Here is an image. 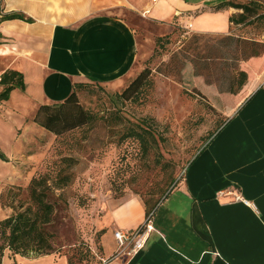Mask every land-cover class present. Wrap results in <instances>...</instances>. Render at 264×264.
<instances>
[{"label": "crops", "instance_id": "0c3cea01", "mask_svg": "<svg viewBox=\"0 0 264 264\" xmlns=\"http://www.w3.org/2000/svg\"><path fill=\"white\" fill-rule=\"evenodd\" d=\"M222 1L0 0V19L23 15L0 20V73L15 70L24 79L23 90L0 101V113L19 118L24 138L43 147L54 134L34 120L41 106L63 101L75 83L122 87L132 77L139 43L128 14L170 32L225 34L235 12L215 10ZM145 217L136 199L115 208L112 242L102 244L100 264H264V79L158 205L144 248L116 256L114 230H134ZM1 263L69 264L62 255L8 250Z\"/></svg>", "mask_w": 264, "mask_h": 264}, {"label": "rangeland", "instance_id": "374dc122", "mask_svg": "<svg viewBox=\"0 0 264 264\" xmlns=\"http://www.w3.org/2000/svg\"><path fill=\"white\" fill-rule=\"evenodd\" d=\"M230 1L257 2L262 17L247 14L225 34H184L128 14L139 43L132 77L122 87L88 82L78 89L92 120L61 136L48 135L43 147L33 136L24 138L19 118L0 113V220L20 207H34L28 184L43 176L51 186L46 198L53 204V221L46 229L55 233L53 254L71 264H98L102 244L112 242L115 208L131 199L144 211L152 208L264 79V0ZM144 69L150 76L139 98L118 99L115 94ZM241 71L246 77L240 86ZM138 124L149 128L146 149L126 136L130 128L140 131ZM23 139L26 145L19 148ZM58 178L61 187L54 185Z\"/></svg>", "mask_w": 264, "mask_h": 264}, {"label": "trees", "instance_id": "16d2710c", "mask_svg": "<svg viewBox=\"0 0 264 264\" xmlns=\"http://www.w3.org/2000/svg\"><path fill=\"white\" fill-rule=\"evenodd\" d=\"M223 8L242 10L240 14H233L229 17L231 23H243L248 16L254 18L262 17V14L258 12L259 4L257 2H252V4H240L225 0L215 6V10ZM11 18H23V15L17 13L5 15L0 20ZM253 45L258 44L257 42H253ZM149 76L150 71L144 69L121 93H117L115 96L120 100L127 101L138 99L145 85L149 81ZM245 77V72L241 71L239 79L240 86L245 82ZM93 83L101 85L100 82L95 80H93ZM1 85L4 86V88L0 92V101L7 100L11 90L15 88L24 89L22 73L15 70L3 72ZM85 85L86 83H75L72 92L63 101L41 106L34 120L39 125L51 131L55 136H61L67 132L87 125L92 120V114L82 106L77 95V90ZM239 99L240 98L235 102L239 101ZM224 123L209 138L208 142ZM137 126L140 128V131L135 128H130L126 136H134L139 139L146 149L147 140L145 139V134L149 132V128H146L141 124H138ZM204 147L199 150L192 161L204 149ZM2 156L3 155L0 153V157ZM59 180L60 178L55 180L54 185L61 187V184L58 182ZM178 183L166 191L152 208H145V218L152 219L158 205L169 195L170 191ZM28 188L30 197L35 204L34 207H27L26 209H21L20 207L19 210L14 211L10 216L0 220V237L3 238V241L0 244V264L2 262V257L4 256L3 252L6 248L12 256L15 254L27 256L26 253L32 249L37 253L36 256L52 254L55 251L53 246L55 233L46 229V226L53 221V204L46 198L48 194L47 191L51 189L48 179L43 176H33L28 184ZM0 199H2L1 195ZM99 261L98 264H100L102 260L99 258ZM68 263L71 264L70 260H68Z\"/></svg>", "mask_w": 264, "mask_h": 264}, {"label": "built area", "instance_id": "2783aa9c", "mask_svg": "<svg viewBox=\"0 0 264 264\" xmlns=\"http://www.w3.org/2000/svg\"><path fill=\"white\" fill-rule=\"evenodd\" d=\"M2 82V73H0V85ZM247 203L246 200H243ZM152 230L151 219L145 221L134 230L117 229L113 232V237L117 244L116 256H134L145 246L148 233ZM114 255V257H116Z\"/></svg>", "mask_w": 264, "mask_h": 264}]
</instances>
